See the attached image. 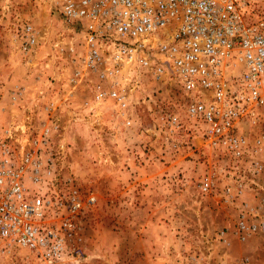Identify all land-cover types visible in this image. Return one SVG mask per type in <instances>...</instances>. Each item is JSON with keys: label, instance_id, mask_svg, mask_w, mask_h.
<instances>
[{"label": "rangeland", "instance_id": "obj_1", "mask_svg": "<svg viewBox=\"0 0 264 264\" xmlns=\"http://www.w3.org/2000/svg\"><path fill=\"white\" fill-rule=\"evenodd\" d=\"M255 7L263 13L264 1ZM28 20L40 38L25 56L13 35ZM79 37L48 0H0V139L22 153L42 144L44 125L51 129L43 149L56 172L96 199L79 219L85 264H264V230L245 241L234 233L222 240V230L234 229L240 200L226 201L223 183L198 190L217 163L199 138L168 126L167 115L185 102L180 88L128 77L133 118L126 125L110 106L95 104L94 74L71 81L77 54L68 49ZM244 200L251 219L264 220V167ZM0 264L36 263L26 251L0 244Z\"/></svg>", "mask_w": 264, "mask_h": 264}, {"label": "built area", "instance_id": "obj_2", "mask_svg": "<svg viewBox=\"0 0 264 264\" xmlns=\"http://www.w3.org/2000/svg\"><path fill=\"white\" fill-rule=\"evenodd\" d=\"M48 1L56 17L80 31L68 49L77 54L71 81L94 74L95 104L110 106L126 125L133 118L128 77L176 84L185 102L167 115L170 130L199 138L217 163L198 190L223 183L221 196L240 200L234 229L222 230V240L263 231L264 220L251 219L244 195L264 167V12L255 10L264 0ZM39 38L29 20L13 35L25 56ZM50 133L44 125L42 144L22 153L0 139V244L26 251L36 264H85L79 219L96 199L72 177L60 178L44 150Z\"/></svg>", "mask_w": 264, "mask_h": 264}]
</instances>
